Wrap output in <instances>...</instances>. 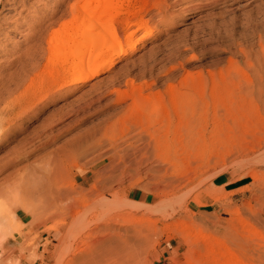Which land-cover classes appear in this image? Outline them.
I'll use <instances>...</instances> for the list:
<instances>
[{
  "label": "rangeland",
  "instance_id": "1",
  "mask_svg": "<svg viewBox=\"0 0 264 264\" xmlns=\"http://www.w3.org/2000/svg\"><path fill=\"white\" fill-rule=\"evenodd\" d=\"M74 1L0 2V264H264V0H122L150 33L67 86Z\"/></svg>",
  "mask_w": 264,
  "mask_h": 264
},
{
  "label": "bare ground",
  "instance_id": "2",
  "mask_svg": "<svg viewBox=\"0 0 264 264\" xmlns=\"http://www.w3.org/2000/svg\"><path fill=\"white\" fill-rule=\"evenodd\" d=\"M1 1L3 2V0H0V2ZM93 2L95 3V5L89 6ZM158 2H156V3H158ZM123 4H124V1H122V0H86V6L87 7H83V5H81L80 0H75L73 2V4L70 6V17H69L70 22L68 25V26H70V28L68 29V32L61 31V30L60 31L59 30L58 31H52L51 36L50 37L47 36L48 37V39H47V53H46L47 54V58H46L47 63L51 62V60H52L51 58L53 56L61 55L62 49L57 47L58 44H61L63 46H67L68 48H70L67 51V53H65L63 55L65 60L61 61L62 63H65V62H67L68 58H70L71 59L70 68L63 70V72L61 74H59V73L56 74L54 76L55 79L53 81H55V82L60 81V82H62L61 85H67V86L72 85V84H80V83H85L87 81H90L96 75H98V73L100 71H102L104 69H108L114 65L115 55H118V56L119 55H125L129 50H134L136 48L135 47L136 42L140 41L144 36H146L150 33V29L148 27H144V34L143 35L139 36L133 43L127 44L126 45L127 47L122 46V41L117 36L116 31L114 30L113 27H110V26H113V20L114 19H116L119 15H123V14H125L126 16L121 17L120 18L121 20H119V28L120 29H122L124 27L128 28L127 26L129 25V23H131V24L133 23V21H130L129 18L127 17V13H124L120 10L121 7L123 6ZM20 11H22V10H20ZM80 13H83V16L81 19H80ZM93 15L105 19L104 20L105 26L99 27L96 22H93L90 25H86V24L84 25L85 21L91 20V17ZM11 22L12 21H10V20H5L3 23H11ZM81 22L84 25L83 30H80L79 24ZM98 27L100 29V34H101L102 38L94 40V39H92V36L89 34V31H91L94 28H98ZM132 32L133 31L129 32L125 36V38L128 39L131 36ZM1 33L2 32L0 31V34ZM59 37H61L62 39H59ZM85 38H88L90 40L87 42H84ZM107 39L115 40L116 42L110 41L107 44L105 42ZM82 42L84 43V46H80V44ZM107 52L109 54H106ZM46 54H43V55H46ZM20 58H21V67L23 69L22 72H24V74L27 72V70H30V69L34 70L38 65L37 64V58L35 57V52L31 48L27 49L25 52H23L22 55L20 56ZM27 66H29V67H27ZM108 80H110V79H108ZM51 82H52V80H51ZM262 87L259 86V88H257V90H258V93H257L258 96L257 97L264 106V93H263L264 90ZM250 94H252V93H250ZM32 97H34V96H32ZM198 116H201V115H198ZM191 117L192 118L196 117L193 114V111H192ZM195 119H197V118H195ZM42 192L43 191L39 192V190H38V194H42ZM41 196H43V200L46 199V194H45V197H44V195H41ZM69 210H71V209H69ZM115 240H117V239H115ZM115 250H114L113 256H110V255H107V256H110L111 260L114 257L116 258L115 260L113 259L114 261L112 260L113 261L112 264H122L121 259L125 258V254H120L119 250H117L116 252H115ZM108 253H109V251H108ZM111 255H112V252H111ZM103 256H104V254H103ZM110 257H109V259H110ZM107 259H105V260H107ZM111 260H107V262L109 263V261H111ZM100 262H102V261H100Z\"/></svg>",
  "mask_w": 264,
  "mask_h": 264
}]
</instances>
